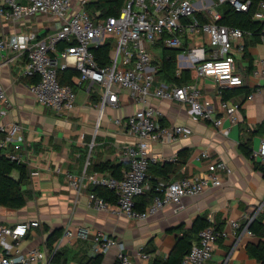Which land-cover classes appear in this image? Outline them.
Here are the masks:
<instances>
[{
	"label": "crops",
	"instance_id": "crops-1",
	"mask_svg": "<svg viewBox=\"0 0 264 264\" xmlns=\"http://www.w3.org/2000/svg\"><path fill=\"white\" fill-rule=\"evenodd\" d=\"M212 1L219 3L218 0ZM229 7L224 3L216 8L224 15ZM49 29L45 27L40 31L48 32ZM13 33L12 28L0 29V35ZM183 40L185 49L181 55L191 52L200 58L209 57L211 47L207 35L185 37ZM241 46L242 50L236 43L231 46L236 71L244 81V86L234 88L236 93L234 89L218 85L212 78H198L192 70V80L179 86L197 84L201 88L200 101L214 110L215 118L223 119L220 128L212 121L194 120L188 105L169 100L151 101L162 126H187L193 131L189 138L151 145L149 155L156 158L160 166L165 163L173 166L168 181L205 176L209 173V164L217 161L225 162L232 173L228 174L227 170L220 172L224 178L221 188L185 198L181 206H170L147 221L97 210L90 199L95 187L85 182L81 189L76 190L69 183V175H89L101 163L125 164L129 168V160L122 157L121 152L135 144L136 140L125 123L141 108L131 99L129 92H122L119 109L107 107L102 111L98 104L103 88L95 85L90 91L79 87L78 77H75L72 82L77 93L76 107L67 113L57 114L39 104L30 92L28 85L35 80L24 75L23 61L7 65L0 53V84L7 95L6 101L0 104V125L21 123L25 127V141L21 149L11 148L5 154L14 152L28 170L23 184L27 195L26 206L22 209L0 206V223L9 226L30 221L41 223L40 227L30 230L20 245L14 246L13 252H48L47 243L55 236L57 240L53 251L62 255L63 264H83L99 255H103V264H115L120 248L115 246L104 252L96 239L98 232H105L124 245L132 264H154L156 260L166 261L178 237L189 232L196 218L202 217L226 234L214 243L213 256L207 264H262L248 251L250 246L261 241L247 231L251 220L256 217L264 223V175L255 166V163L264 165L257 155L264 143V76L255 74L264 59V34L256 38L245 32ZM155 57L159 59L160 72L164 50L156 47ZM179 64L178 57L177 76H181L183 71L178 74ZM156 80L157 85L169 84L162 75L157 74ZM225 95L229 97L227 100ZM252 95L254 97L250 99ZM222 101L240 103L237 123H232L224 115ZM117 119L123 125H118ZM243 146L250 148L252 159L245 157ZM205 152L210 158L201 160ZM126 169H122L123 174ZM106 172L113 175L110 171ZM13 175L19 177L18 172ZM154 179L158 180L157 183ZM162 180L156 172L150 171L149 183L152 187ZM231 221L238 222L240 230L236 231ZM182 226L184 230L175 231ZM68 231L73 232L75 237L65 238ZM83 231L86 234L82 235ZM3 255L4 249L0 246V260ZM143 255H148L150 259L146 261ZM52 257L49 255V264H55Z\"/></svg>",
	"mask_w": 264,
	"mask_h": 264
},
{
	"label": "built area",
	"instance_id": "built-area-1",
	"mask_svg": "<svg viewBox=\"0 0 264 264\" xmlns=\"http://www.w3.org/2000/svg\"><path fill=\"white\" fill-rule=\"evenodd\" d=\"M98 0H0V29L12 28L11 35H0V53L5 64L24 63V75L34 79L28 88L39 104L57 114H64L76 107L77 93L71 84H63L61 72L73 68L79 72L78 86L92 90L95 85L103 88L98 108L119 109L123 91L129 92L131 99L140 109L131 115L125 127L135 137V144L126 147L121 156L129 160V168L119 179L107 172L95 171L81 177L69 175L70 185L79 190L87 182L92 187H105L117 195L113 204L91 193L92 205L100 211L113 213L128 219L147 221L170 206H181L185 198L202 195L207 190L221 188L224 178L220 172L232 171L223 161L209 164L205 176L184 178L178 181H159L153 202L144 210L137 208V199L149 193L153 187L149 183L151 166L158 160L149 155L154 143H171L181 138H189L192 129L187 126L165 127L158 121V111L152 100H169L190 106V113L196 121H212L220 128L222 118L214 117V110L200 101L202 91L197 84L179 87L170 84L157 85L156 75L160 66L153 67L155 49H185L184 38L207 35L211 47L209 57H199L185 53L179 57V71L192 70L198 78H212L224 88L234 89L244 86L242 77L236 71V60L232 43L242 50L245 32L220 23L223 14L216 8L219 4H229L238 12H247L251 0H124L119 16H102L101 11L93 13L88 5ZM253 19L264 22V2L259 4ZM33 16L48 17L59 21L56 29L48 32L39 29L24 32V27L32 23ZM115 40L117 41L115 43ZM107 42L114 44L109 65L100 66L94 49ZM64 45V47H61ZM186 51V50H185ZM264 76V59L255 73ZM254 95L250 99H253ZM7 95L0 84V104ZM240 103L222 101L221 109L232 123L238 122ZM1 116V109H0ZM118 125H123L117 119ZM25 127L21 123L0 125V153L8 149H21L25 141ZM14 161L21 162L14 152L5 154ZM257 155L264 161V143ZM205 152L201 160H208ZM22 163V162H21ZM253 220V219H252ZM251 220V221H252ZM41 226L39 221L16 225L0 223V246L4 255L0 264H49V255L55 252L17 250L14 246L26 238L32 228ZM231 226L240 230L236 221ZM252 235L251 231H247ZM82 235L86 231L81 232ZM225 232L210 225L199 233V240L183 261V264H207L213 256V245ZM68 231L65 238H74ZM104 252L113 247L120 248L115 264H132L131 257L105 232L96 235ZM146 261L148 255L142 257Z\"/></svg>",
	"mask_w": 264,
	"mask_h": 264
},
{
	"label": "trees",
	"instance_id": "trees-1",
	"mask_svg": "<svg viewBox=\"0 0 264 264\" xmlns=\"http://www.w3.org/2000/svg\"><path fill=\"white\" fill-rule=\"evenodd\" d=\"M262 1L264 0H251V7L247 12H238L230 6L225 11L220 23L229 27L239 28L244 32L252 34L256 38H260L264 34V22L254 20L253 16L257 12L259 3ZM123 3L124 0H98L88 5V9L93 13L99 10L104 17H117L121 12ZM61 47H64V45ZM113 50L114 44L112 42H107L94 49V54L100 66L110 64ZM183 51L184 49H164L162 67L158 75H162L171 85L181 86L192 80V73L187 69L182 71L181 76H177L178 56L181 55ZM78 76L79 72L76 69H65L61 72L60 80L63 84L74 85L72 79ZM225 96L224 99L227 100L229 97L227 95ZM242 151L246 158L252 159L253 153L248 146H243ZM255 166L257 170L261 171L264 175V165L255 163ZM123 168L128 169V165L106 162L96 166L95 170L99 172L110 171L113 176L120 179L123 174ZM151 171L156 172L163 180L168 181L173 171V166L170 163H165L161 166L159 164H154L151 166ZM15 172L19 173L18 178L14 177L13 174ZM27 177L28 170L26 165L14 161L7 157V155L0 153V206L8 209H22L26 206L27 195L23 190V184ZM154 181L157 183L158 180L154 179ZM155 187L156 186H154L149 193L140 198V201L137 203V208L139 210H144L147 205L151 204L156 196ZM92 193L105 201L113 204L117 203V195L113 190L105 187H95L92 189ZM209 226L210 222L208 219L202 217L196 218L191 230L186 233L184 232L182 236L178 237L176 246L168 259L166 261L156 260L154 264H183L185 257L191 252L195 241H198L197 236L199 233ZM183 228L184 226L179 227L175 229V231L180 232L184 230ZM248 228L249 231L261 241L258 245L249 247V254L252 258L264 264V223L256 217L250 222ZM218 230L220 229L218 228ZM56 240L57 238L53 236L47 243L51 252L53 251V245ZM52 256V263L63 264V257L61 254L54 253ZM103 259V255H99L83 264H103Z\"/></svg>",
	"mask_w": 264,
	"mask_h": 264
},
{
	"label": "rangeland",
	"instance_id": "rangeland-1",
	"mask_svg": "<svg viewBox=\"0 0 264 264\" xmlns=\"http://www.w3.org/2000/svg\"><path fill=\"white\" fill-rule=\"evenodd\" d=\"M91 1H95V0H91ZM32 20V23L27 24L26 27H24V32L30 30L29 25L31 27V30L34 29H39L41 30L42 28L45 27H49L51 30H55L56 29V25L60 22L53 20V19H49L48 17H42V16H33L30 18ZM117 41L115 40V43ZM182 55H179L178 57H180ZM158 62V63H157ZM159 64V59L155 58V61L153 63V67L157 66Z\"/></svg>",
	"mask_w": 264,
	"mask_h": 264
}]
</instances>
